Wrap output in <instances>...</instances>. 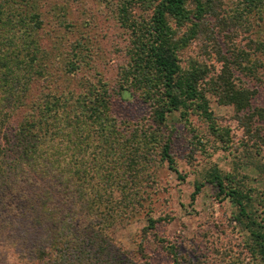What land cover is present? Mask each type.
I'll return each mask as SVG.
<instances>
[{"label": "rangeland", "instance_id": "obj_1", "mask_svg": "<svg viewBox=\"0 0 264 264\" xmlns=\"http://www.w3.org/2000/svg\"><path fill=\"white\" fill-rule=\"evenodd\" d=\"M157 1L126 10L124 0L37 1L38 29L26 47L29 57L27 51L21 56L32 71L19 66V80L11 82L17 87L29 83L28 91L16 97L20 106L11 110L10 126L24 122L30 111L41 115L39 123H49L40 111L59 107L69 118L58 125L86 136L87 143L69 149V176L56 181V194L66 218L78 217L80 225L69 231L103 230L106 248L117 254L119 264H260L252 239L234 219L236 207L208 175L216 172L226 187L232 184L248 195L250 209L264 225V51L258 47L264 41V18L255 19L253 31L245 27L231 41L234 45L214 34L215 20L206 18L199 26L168 20L182 72L207 73L199 82L204 98L173 112L159 132L153 131L161 145L169 146L170 168L161 162L158 146L141 145L135 153L132 145L152 120L145 90L131 78L134 31L147 23ZM214 2L230 9L237 0ZM194 8L186 5L188 11ZM221 56L232 65L236 86L252 93L242 111L221 102L209 83L222 69ZM99 94L110 103L109 120L118 129L107 138L81 122L83 100ZM100 180L117 183L113 203L105 208ZM88 198L90 212L85 213L79 203Z\"/></svg>", "mask_w": 264, "mask_h": 264}, {"label": "trees", "instance_id": "obj_2", "mask_svg": "<svg viewBox=\"0 0 264 264\" xmlns=\"http://www.w3.org/2000/svg\"><path fill=\"white\" fill-rule=\"evenodd\" d=\"M37 1L0 0V139L3 137L5 143L4 146L0 143V264H119L117 254L114 257L106 248L108 241L103 230L88 233L78 228L69 231L70 226L80 225L78 217L66 218L64 206L56 194L60 187L56 181L69 176V149L87 143L84 141L86 136L73 134L58 125L69 118L66 113L64 119V111L59 107L55 112L45 108L40 111L47 113L45 118L49 123H39L41 115L30 111L24 122L17 127L10 126V112L14 106H20L15 101L16 97L20 92L25 94L28 91L29 83L17 87L19 83L12 85L11 82H18L16 73L19 66H25L26 73L32 69L21 56L26 54L23 51H27L26 47L33 41L38 29ZM144 1L124 0V10L144 4ZM188 3L195 5L194 10L186 9ZM206 18L218 22L214 25V34L230 44L240 32L243 33L245 27L253 31L255 19L264 18V0H237L230 9L214 0H158L147 23L134 31L131 78L136 86L145 90L142 97L152 108V120L148 129L141 132L143 137L135 138L132 145L135 153L141 145L158 146L161 162L167 163L170 168H173V160L169 155V146L166 142L161 145L153 131L159 132L167 116L173 112L204 98L199 82L207 77V73L182 72L177 58L179 45L173 41L168 20L174 19L180 26L189 22L199 26ZM21 28H28L29 33ZM191 36L193 38L195 32ZM28 37L30 41L25 40ZM258 47L264 51V41ZM29 54L27 51L28 57ZM217 54H221L220 48ZM242 55L240 53V60ZM227 60L220 57L222 69L209 83H213L214 93L221 102L242 111L249 107L252 93L236 86L232 80L233 67ZM121 92L118 95L121 96ZM102 96L99 94L92 99L90 95L83 100L85 107L81 122L88 123L91 129L107 138L116 132L117 126L110 123V103ZM208 176L211 184L219 188L220 194L229 198L236 207L234 219L247 231L253 242V253L260 264H264V225L250 209V197L239 189L229 187L232 184L226 187L216 172ZM114 186L117 183L99 181L100 193H107V199L100 202L103 208L113 203L110 197ZM196 190L199 191V188ZM66 203H69L67 199ZM88 203L89 198L79 203L85 213L90 212ZM101 243L105 246L101 247ZM170 254L176 260L175 253L170 251Z\"/></svg>", "mask_w": 264, "mask_h": 264}]
</instances>
